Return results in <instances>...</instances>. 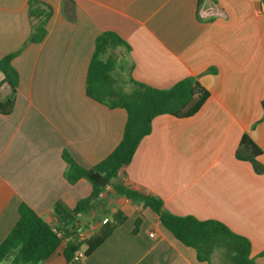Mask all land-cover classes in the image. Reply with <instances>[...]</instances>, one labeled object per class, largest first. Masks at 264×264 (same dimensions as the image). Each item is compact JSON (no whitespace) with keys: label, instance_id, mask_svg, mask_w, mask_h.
Instances as JSON below:
<instances>
[{"label":"crops","instance_id":"crops-1","mask_svg":"<svg viewBox=\"0 0 264 264\" xmlns=\"http://www.w3.org/2000/svg\"><path fill=\"white\" fill-rule=\"evenodd\" d=\"M29 1L0 0V60L19 51L15 92L0 85V102L14 99L12 112L0 115V244L21 203L53 223L56 204L69 212L90 195L85 179H65L63 153L88 169L120 143L126 111L85 92L95 40L109 31L129 46L114 50L113 76L124 90L130 79L165 89L192 76L209 93L191 117H155L117 181L159 198L172 214L221 222L250 241L253 264H264V0H38L50 7L46 33L26 43ZM243 135L260 149V173L236 157ZM116 211L125 221L77 264H207L151 209L109 187L76 217L75 235L89 238ZM64 248L38 264H72Z\"/></svg>","mask_w":264,"mask_h":264},{"label":"trees","instance_id":"trees-1","mask_svg":"<svg viewBox=\"0 0 264 264\" xmlns=\"http://www.w3.org/2000/svg\"><path fill=\"white\" fill-rule=\"evenodd\" d=\"M50 15V7L41 1L28 2V16L32 30L26 43H37L45 36V23ZM129 46L114 32H103L95 40L85 84L86 95L109 108H122L126 111V122L120 143L102 161L91 168L79 166L69 155L63 153L66 163L65 179L74 184L85 179L91 186L88 197L75 203L69 212L56 204L53 212L55 222L51 223L21 203L17 208V221L0 244V263L38 264L51 256L61 243L65 244L63 255L67 261L77 264L74 255L84 246L83 258L99 247L126 217L119 211L110 216V221L99 227L94 235L79 241L74 232L73 222L80 214H86L100 203V195L109 187L140 208L151 209L161 225L186 247L196 252L198 261L207 264H253L250 257V241L231 232L216 220H198L192 216H179L168 212L162 201L150 194L131 189L117 181L118 174L130 163L140 141L152 130L155 117L168 114L175 118L193 116L207 100L208 91L196 77L188 76L169 88L160 89L136 82L132 79L129 91L114 78L118 67L114 50ZM19 51L10 53L0 60L2 83L9 84L13 92L18 86V73L11 61ZM14 107V99L0 102V115H9ZM260 149L243 135L236 151V157L252 163L256 172L262 166L256 157ZM105 215H109L103 210ZM137 227V223H136ZM260 255H264L261 252Z\"/></svg>","mask_w":264,"mask_h":264},{"label":"built area","instance_id":"built-area-1","mask_svg":"<svg viewBox=\"0 0 264 264\" xmlns=\"http://www.w3.org/2000/svg\"><path fill=\"white\" fill-rule=\"evenodd\" d=\"M258 11H259L260 13H264V3H260V5H258ZM107 222H108V218H107V217H104V218L100 221L101 224H105V223H107ZM76 237H77V239H78L79 241H84V240L88 239V237H87V235H86V232H80V233H77ZM82 258H83V252H82V251H79V252H77V253L74 255L73 260H74V261H79V260H81Z\"/></svg>","mask_w":264,"mask_h":264},{"label":"rangeland","instance_id":"rangeland-1","mask_svg":"<svg viewBox=\"0 0 264 264\" xmlns=\"http://www.w3.org/2000/svg\"><path fill=\"white\" fill-rule=\"evenodd\" d=\"M8 260H4L3 262H1L0 264H7Z\"/></svg>","mask_w":264,"mask_h":264}]
</instances>
